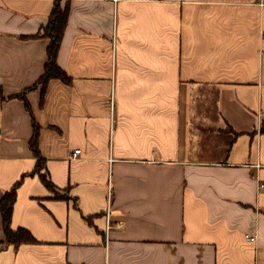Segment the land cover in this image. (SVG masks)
I'll use <instances>...</instances> for the list:
<instances>
[{
  "label": "crops",
  "instance_id": "1",
  "mask_svg": "<svg viewBox=\"0 0 264 264\" xmlns=\"http://www.w3.org/2000/svg\"><path fill=\"white\" fill-rule=\"evenodd\" d=\"M263 128L264 0H0V264H264Z\"/></svg>",
  "mask_w": 264,
  "mask_h": 264
},
{
  "label": "trees",
  "instance_id": "2",
  "mask_svg": "<svg viewBox=\"0 0 264 264\" xmlns=\"http://www.w3.org/2000/svg\"><path fill=\"white\" fill-rule=\"evenodd\" d=\"M69 13L70 9L68 5L63 8L59 2H56L55 7L51 12L48 24L43 27L41 33L35 37L45 38L50 41L47 49V62L45 64L44 75L40 78L37 85L42 87V102L45 98L48 85L52 80H60L67 85H70L72 83V79L58 64L59 52L62 46L65 31L68 26ZM31 90H33V88L27 91ZM27 108H29L28 105ZM33 125L34 134L30 141V147L35 158L37 159V166L33 174L36 175L45 168V158L42 156L39 150L40 130L37 127L35 120L33 122ZM262 131H264V128ZM41 178L44 185L54 192L55 189L52 183L47 179V176L42 175ZM21 184L22 181L18 182L0 202V215L3 220L6 243L8 245L15 246L16 248L24 244H35L37 242L29 231L24 229L14 230L12 228V218L14 206L17 200V191ZM57 197L62 198V196Z\"/></svg>",
  "mask_w": 264,
  "mask_h": 264
},
{
  "label": "built area",
  "instance_id": "3",
  "mask_svg": "<svg viewBox=\"0 0 264 264\" xmlns=\"http://www.w3.org/2000/svg\"><path fill=\"white\" fill-rule=\"evenodd\" d=\"M80 154H81V150H76L75 154H74V157H77V155H80ZM260 189L264 190V185L263 184L260 185ZM110 205H111V203H110ZM246 239L249 240V241L254 240V238L252 236H246Z\"/></svg>",
  "mask_w": 264,
  "mask_h": 264
}]
</instances>
